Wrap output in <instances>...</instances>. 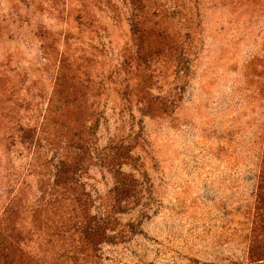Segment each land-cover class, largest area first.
Segmentation results:
<instances>
[{
    "label": "rangeland",
    "instance_id": "rangeland-1",
    "mask_svg": "<svg viewBox=\"0 0 264 264\" xmlns=\"http://www.w3.org/2000/svg\"><path fill=\"white\" fill-rule=\"evenodd\" d=\"M139 5L147 28L191 35L178 81L172 36H146L147 48H166L140 65L129 32ZM59 89L77 100L73 118L95 119L77 179L92 214L115 226L99 247L103 264H264L247 255L249 234L264 238L252 223L264 0H0V232L20 236L25 251L42 249L51 216L44 206L64 149L48 142L46 117ZM164 96L166 114L140 111ZM111 170L137 186L120 204Z\"/></svg>",
    "mask_w": 264,
    "mask_h": 264
},
{
    "label": "trees",
    "instance_id": "trees-1",
    "mask_svg": "<svg viewBox=\"0 0 264 264\" xmlns=\"http://www.w3.org/2000/svg\"><path fill=\"white\" fill-rule=\"evenodd\" d=\"M134 2L140 3V0ZM140 12V5L136 6L134 22L129 23L130 35L139 42L137 54H140V65L149 67L151 57L163 55L162 51L166 48L162 44L155 46L154 49L147 48L144 40L146 36H153L159 39V42L172 36L176 41L168 44L173 45L171 53L174 61L171 71L178 81L183 69L188 70L186 67L190 63L187 54L190 48L187 41L191 39V35L188 32L181 34L180 31H170L166 26L161 28L157 23L153 28H147L144 22H140L145 13ZM75 101L76 98L59 89L54 104L50 106L48 113L46 112L47 140L58 149H64V153L50 184L51 198L44 206L52 217L49 215L45 220L44 238L43 243L41 242L43 247L39 251L37 249L25 251L20 246L18 240L20 236L14 238L0 232V264H103L99 247L109 241V232L113 231L115 226L110 220L92 214L94 202L77 179L78 173L92 158L88 145L94 135L95 119L90 114L89 120L82 122L79 111L77 119L73 118L74 111L79 110L71 109ZM171 106L172 101L165 96L151 97L141 105L140 111L146 116L159 117L166 114ZM110 172L118 183L114 184V193L120 198L118 199L120 204L125 199L128 200L129 190L136 184H126L128 176L120 170ZM67 195H70L69 199L66 198ZM254 210L252 223L264 233V149L257 175ZM254 234L255 232L249 234L248 260L253 259L251 261L253 263L264 262L263 234L259 236L261 241L257 240Z\"/></svg>",
    "mask_w": 264,
    "mask_h": 264
}]
</instances>
